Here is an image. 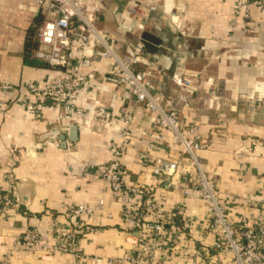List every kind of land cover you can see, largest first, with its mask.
Returning <instances> with one entry per match:
<instances>
[{"label": "crops", "instance_id": "1", "mask_svg": "<svg viewBox=\"0 0 264 264\" xmlns=\"http://www.w3.org/2000/svg\"><path fill=\"white\" fill-rule=\"evenodd\" d=\"M150 4L156 9L140 30V15L149 12ZM234 6L233 0H95L85 12L114 37L119 53L125 54L129 44L142 42L136 69L154 75L155 91L164 99L173 91L169 77L174 70L194 77L197 92L193 104L182 109L181 119L196 123L206 145L199 152L203 169L231 206L230 215L237 224L260 214L259 209L250 212L241 197L264 201V7L250 5L249 17L243 19ZM43 20L42 10L32 0H0V85L12 87L0 90V190H10L12 179L11 197L18 202L15 209L0 215V262L106 264L118 260V264H130L124 257L144 241L122 230L121 201L110 193L100 169L111 160L110 149L123 143L122 132L128 129L121 162L132 185L151 183L149 170L139 165L138 158L147 142L142 133L153 129L150 115L133 102L126 87L102 80L110 69L103 58L84 68L93 76L91 85L76 91L69 101L81 109L83 117L61 114L49 101L39 113L27 111L25 103L35 100L26 86H43L50 74L49 67L33 57L35 34ZM111 94L116 96L112 102ZM97 103L112 104L110 126L94 122ZM124 108L131 115L128 126L122 120ZM168 153L151 151L150 156L178 158L177 152ZM154 194L164 215L158 221L168 227L171 237L180 234L184 239L173 250L166 235L154 255L156 261L230 264V256L213 262L205 255L213 235L202 201L158 187ZM98 199L104 201V208L93 224L101 230L82 229L74 243L65 240L62 231L80 230L79 221L69 220L66 205L94 206ZM187 216L193 219L191 229L184 227ZM31 227L53 247L63 244L68 249L14 251L15 241ZM55 229L60 231L55 234Z\"/></svg>", "mask_w": 264, "mask_h": 264}, {"label": "built area", "instance_id": "2", "mask_svg": "<svg viewBox=\"0 0 264 264\" xmlns=\"http://www.w3.org/2000/svg\"><path fill=\"white\" fill-rule=\"evenodd\" d=\"M42 10L44 20L35 34L38 45L33 52L36 60L46 64L50 69L43 86L28 84L27 91L35 101L25 103V109L39 113L46 103L61 114L74 112L77 118L83 117L81 109L70 104L76 91L89 87L92 74L85 73L84 68L95 58L107 59L110 69L102 78L103 81L117 87H126L134 103L141 105L150 115L152 131L146 135L147 142L139 151V165L148 169L151 183L132 185L128 171L121 159L128 145V129L122 132L123 143L110 149L111 160L101 169L102 179L109 185L110 193L121 201V228L126 233H135L143 244L137 246L123 261L130 264H169L155 260V253L160 252V245L167 235L169 247L173 250L180 247L184 239L180 234L171 237L168 227L161 223L164 215L155 198V189L164 188L175 191L183 198L194 197L205 205V221L213 235V242L205 255L213 262L230 256V264H264V201H254L249 196L241 197L246 208L253 212L259 209L256 218L235 223L230 215V207L221 197L216 184L203 169L199 152L206 147L195 122L183 123L182 109L193 104L196 88L194 77H189L183 70L176 69L170 74L173 91L165 99L156 93L152 77L148 70H137L143 54L142 42L127 45L125 54L118 52L116 40L107 31L96 25L95 16L86 15V5L95 0H32ZM235 11L241 12L243 19L249 17L250 5L264 7V0H233ZM156 6L150 4L148 11L141 16L143 29L148 14L154 12ZM130 11L135 12L131 7ZM158 75L164 74L158 71ZM12 87L1 84V91H10ZM116 96L110 95V102ZM112 104L97 103L94 122L97 125L110 126L112 123ZM123 123L128 126L131 115L122 109ZM151 151L177 152L178 158L151 157ZM12 180V179H11ZM9 182L14 184L12 181ZM185 184V185H182ZM161 186V187H160ZM0 190V215L15 209L18 202L11 197V190ZM235 203V199H232ZM104 201L98 199L94 206L86 203L68 204L65 211L69 220L79 221L80 230L61 232L65 240L75 241L80 231L98 232L99 225L93 220L100 216ZM193 219L187 216L184 227L191 229ZM60 229H55L56 234ZM169 235V236H168ZM57 249L66 251L67 246L53 247L40 236L36 227L26 229L21 239L15 241L13 250L26 253L45 251L51 253ZM70 249V248H69ZM71 250V249H70ZM210 250V251H209ZM199 254V252H197ZM210 253V255H209ZM204 255V252H203ZM154 262H146V257ZM148 259V260H149ZM98 261V260H97ZM118 260H108L106 264H118ZM0 264H9L6 260Z\"/></svg>", "mask_w": 264, "mask_h": 264}, {"label": "water", "instance_id": "3", "mask_svg": "<svg viewBox=\"0 0 264 264\" xmlns=\"http://www.w3.org/2000/svg\"><path fill=\"white\" fill-rule=\"evenodd\" d=\"M76 130H77V128H76L75 125L71 127V129H70V134H71L72 138L75 137Z\"/></svg>", "mask_w": 264, "mask_h": 264}, {"label": "rangeland", "instance_id": "4", "mask_svg": "<svg viewBox=\"0 0 264 264\" xmlns=\"http://www.w3.org/2000/svg\"><path fill=\"white\" fill-rule=\"evenodd\" d=\"M214 105L216 106V101H213V106H214Z\"/></svg>", "mask_w": 264, "mask_h": 264}, {"label": "trees", "instance_id": "5", "mask_svg": "<svg viewBox=\"0 0 264 264\" xmlns=\"http://www.w3.org/2000/svg\"><path fill=\"white\" fill-rule=\"evenodd\" d=\"M36 42V41H35ZM37 44V43H36ZM37 47H38V45H37ZM37 47H36V49H37Z\"/></svg>", "mask_w": 264, "mask_h": 264}]
</instances>
